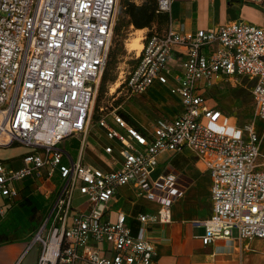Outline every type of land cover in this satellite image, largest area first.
<instances>
[{"label": "built area", "instance_id": "2783aa9c", "mask_svg": "<svg viewBox=\"0 0 264 264\" xmlns=\"http://www.w3.org/2000/svg\"><path fill=\"white\" fill-rule=\"evenodd\" d=\"M264 10V0H246ZM117 0H0V147L27 149L21 166L0 159V217L17 203L25 183L44 197L40 224L26 252L34 264H153L151 226L171 219L185 191L179 174L159 171L163 154L190 151L210 179L211 214L203 245L229 239L240 249L264 239V26L243 20L188 32L173 26L172 0H155L168 27L141 37L135 64L109 87L111 102L97 105L112 46ZM250 82L253 120L205 102L208 89L237 78ZM203 82V83H202ZM117 84V86H116ZM165 88L168 97L154 96ZM113 88V91H111ZM154 91V92H153ZM107 93V94H108ZM156 103L149 127L134 124L125 107ZM98 129L97 165L86 160ZM78 139L76 150L62 144ZM159 204L137 213L135 233L125 211L113 210L119 187ZM77 194L82 201L75 205ZM22 254L14 264H23Z\"/></svg>", "mask_w": 264, "mask_h": 264}, {"label": "crops", "instance_id": "0c3cea01", "mask_svg": "<svg viewBox=\"0 0 264 264\" xmlns=\"http://www.w3.org/2000/svg\"><path fill=\"white\" fill-rule=\"evenodd\" d=\"M260 10L264 12L259 6L246 0H172L171 17L174 27L182 26L188 32H195L237 20L264 26ZM119 14L123 16L127 29L142 31L141 37L153 31L161 32L169 25L167 14L156 13L155 0H117L115 21ZM132 20L143 22L145 26L136 28ZM168 98L176 101L173 96ZM125 112L134 124L145 127L130 115L128 106L125 107ZM96 147V142L90 141L86 151L88 162L89 157L93 163H98ZM13 148L15 152L5 154L1 159L13 167H19L21 157L27 149L21 145L6 149ZM158 162L156 172L163 170L179 174L186 183V188L183 196L170 207V221L151 226L148 232L156 251L153 264H244V259L247 260L250 252L244 253L240 249L237 235L232 234L229 239H217L210 245H203L201 242L200 237L204 234L205 227L196 224V221L207 219L212 209L210 179L203 163L187 150L163 154L159 156ZM27 186L26 182L17 203L0 217V264H14L22 254L23 264L36 262L37 250L33 251L32 248L26 252V247L35 231V223L45 209V202L38 191L29 194ZM118 194L119 200L114 203L113 210L121 209L126 212L133 233L138 227L135 220L137 213H155L160 207L156 202L137 196L128 185L119 187ZM28 201L30 205L26 204ZM2 223L4 224L1 225ZM255 241L252 247L255 246Z\"/></svg>", "mask_w": 264, "mask_h": 264}, {"label": "rangeland", "instance_id": "374dc122", "mask_svg": "<svg viewBox=\"0 0 264 264\" xmlns=\"http://www.w3.org/2000/svg\"><path fill=\"white\" fill-rule=\"evenodd\" d=\"M262 19H264V12L260 10ZM136 29H127L125 25V20L121 14H119L116 18L114 25V34L112 40V46L108 57V63L106 66L105 74H106V82L103 86V91L98 93L97 97V105L112 103L116 105L120 103L121 99L117 98L113 102L110 100L109 96V87L112 82L116 80L119 75V72L123 70H129L135 64V53L134 50L129 49V43L134 37L140 36L142 31H135ZM138 50L136 49V52ZM139 52V51H138ZM137 52V54H138ZM237 82H235L234 86L229 85L228 83H222L218 87H212L208 89V92L205 95V102L210 106L221 108L227 114L232 113L234 119L238 125H243L246 122L253 120V104L252 98L250 94V82L243 77L237 78ZM203 83V82H202ZM155 91L158 93H154V96L160 98V96L168 97V91L163 88H156ZM154 92V91H153ZM108 93V94H107ZM156 103L159 107L162 105L158 104L154 99L153 102L148 100H137L135 102H131L128 106L130 115L141 121L143 126H150V118L151 116H155L158 114L156 107L153 105ZM264 129V121H257V130L260 132ZM99 130L95 129L91 130L89 135L90 141H95L97 138ZM78 139H68L65 143L62 144L63 147L67 149L74 150L78 147ZM18 145V144H15ZM23 147V146H22ZM14 151L13 149H6L0 147V159L6 155H11ZM260 157L258 161L264 158V141H262L260 148ZM88 160L93 163V160L88 157ZM97 165V163H93ZM82 201L77 194L74 197V204L77 205ZM9 222V221H8ZM7 222V223H8ZM40 220L35 223V229L39 227ZM2 223L1 225H3ZM233 235H237V229L234 228L232 230ZM33 235V234H32ZM31 235V236H32ZM31 239V238H30ZM255 249L250 252V255L247 257V260L244 259V264H264V239H258L255 241ZM37 250V245H35L32 249Z\"/></svg>", "mask_w": 264, "mask_h": 264}, {"label": "trees", "instance_id": "16d2710c", "mask_svg": "<svg viewBox=\"0 0 264 264\" xmlns=\"http://www.w3.org/2000/svg\"><path fill=\"white\" fill-rule=\"evenodd\" d=\"M132 22H134V26H135L136 28H141V27L145 26V25H144L145 23H143V22H137V21H135V20H134V21L132 20ZM105 70H106V69H105ZM106 79H107V77H106V74H105V71H104V73H103V75H102V77H101V81H100V87H99L100 92L103 91V86H104V84H105V82H106ZM26 204H27V205H30V202L28 201ZM31 214H32V216L34 215V209L31 210Z\"/></svg>", "mask_w": 264, "mask_h": 264}, {"label": "bare ground", "instance_id": "6f19581e", "mask_svg": "<svg viewBox=\"0 0 264 264\" xmlns=\"http://www.w3.org/2000/svg\"><path fill=\"white\" fill-rule=\"evenodd\" d=\"M137 31L141 32V30H137ZM128 45H129L130 50H134V49L136 50L137 49L139 51L142 47L141 37L140 36L134 37ZM116 86H117V84H116ZM111 91H113V88Z\"/></svg>", "mask_w": 264, "mask_h": 264}]
</instances>
